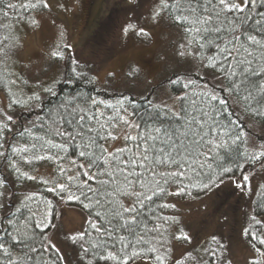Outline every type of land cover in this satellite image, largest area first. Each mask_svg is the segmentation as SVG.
<instances>
[{
	"label": "snow or ice",
	"instance_id": "1",
	"mask_svg": "<svg viewBox=\"0 0 264 264\" xmlns=\"http://www.w3.org/2000/svg\"><path fill=\"white\" fill-rule=\"evenodd\" d=\"M50 7L48 0H0V28L13 29L4 23L13 15L35 25L29 14ZM149 15L175 27L172 57L163 59L174 66L167 84L182 94L171 105H152L146 115L130 112L123 98L112 104L83 94L66 97L46 119L32 122L31 129L42 134L27 127L19 133L27 134L24 147L13 143V109H36L43 99L8 87L17 84L4 76L17 45L7 35L0 40V80L8 87L6 103L0 102V164L7 173L0 175V264H231L216 235L176 257L175 242L191 243V236L165 212L176 208L169 197H190L191 189L209 190L225 179L252 194L247 165L264 169V138L240 130L249 126L240 123L241 116L264 123V0H152ZM129 30L148 35L133 23L123 29ZM56 47L49 55L64 59ZM73 64L76 73L79 62ZM41 91L55 94L50 86ZM121 129L125 147L109 152L106 142L117 139ZM73 148L80 159L68 155ZM43 160L56 165L51 179L21 170V163ZM20 180L35 181L61 202H79L90 210L88 227L66 235L73 260L46 236L37 246L35 231H29L34 226L44 233L54 214L51 200L39 220L25 203L38 189L15 204L5 203V191ZM255 195L259 199L245 214L242 236L253 252L248 264H264V185ZM13 198L10 193L7 200Z\"/></svg>",
	"mask_w": 264,
	"mask_h": 264
},
{
	"label": "rangeland",
	"instance_id": "2",
	"mask_svg": "<svg viewBox=\"0 0 264 264\" xmlns=\"http://www.w3.org/2000/svg\"><path fill=\"white\" fill-rule=\"evenodd\" d=\"M131 1L48 0L50 9L34 15L33 19L37 21L35 25L26 22L15 27L17 48L13 49L16 55L11 59L12 70L22 69L28 64L27 73L30 71L38 79L47 80L59 71L51 62L49 53L57 50L56 46L60 45L58 50L64 58L70 55L73 60L77 58L80 63H85L86 67L89 66V59L93 64L99 62L93 68L97 71L99 81L104 79L107 72L119 74L127 66L133 68V78L122 82L120 86L142 87L144 83L157 81L158 74L164 68L173 66L165 63L163 58L168 56L171 59L172 41L178 39V36L165 22L157 23L150 19L152 0H140L141 4L135 7L127 6L133 3ZM128 23L135 24L137 29L144 28L148 35L142 36L133 30L125 34L123 29ZM61 32L63 36H60ZM65 44L70 47L65 49ZM107 49L109 53L105 55ZM166 96V92L160 95ZM164 101L171 105L174 99L167 97ZM119 145L118 138L110 143L109 148ZM249 177L252 194L241 192L231 180H225L205 196L180 204L185 207L181 211L183 219L192 225L188 234L196 229L204 236L217 234L226 246L225 256L232 264L246 263L253 256L251 246L242 236V228L255 193L260 185H264V169L259 167ZM83 222L84 216L78 208L62 206L54 227L47 234V238L57 243L66 253V260H73L75 256L74 247L69 246L66 235L80 229ZM184 248L175 244L174 255L179 257ZM137 264L143 262L138 261Z\"/></svg>",
	"mask_w": 264,
	"mask_h": 264
},
{
	"label": "trees",
	"instance_id": "3",
	"mask_svg": "<svg viewBox=\"0 0 264 264\" xmlns=\"http://www.w3.org/2000/svg\"><path fill=\"white\" fill-rule=\"evenodd\" d=\"M15 2V0H14ZM132 2V1H131ZM137 4H141L140 0H136V3H131L127 6L135 7ZM129 8V7H128ZM48 9L43 10H36L35 12L29 14V20L33 19L35 14H41L47 12ZM10 15H12L10 13ZM4 23L12 24L14 27L13 29L9 30L6 28H0V40L4 38V36H9V43L15 44V27L20 26L26 22H18L15 16H12L11 20H6ZM167 24V23H166ZM168 28L175 27L167 24ZM176 31V30H175ZM138 39V37H136ZM91 44V40L89 41ZM100 46V45H99ZM109 51H105L106 53ZM109 53V52H108ZM91 55V53L89 54ZM53 65L58 67L59 71L55 75L48 77L47 80H40L35 76L36 74H32L30 71L27 73V67L23 66L22 69H18L16 71L12 70L11 68V60L8 61V70L4 72V76L7 79H16V85H9L14 92L18 90H22L24 94H32L33 92H37L42 96L43 103L36 109H28V108H20L15 107L13 109V114L16 117V125L13 126V131L17 133L16 140L13 143L18 144L20 147H24L25 141L28 140L27 134L23 138L20 137L19 133L25 128L31 129V125L33 121H38L39 119H46L47 115L50 110H54L55 107L66 97L83 94L86 97L96 98L98 100H104L106 102L115 104L119 99L123 98L125 106L128 107V110L131 112L133 110L137 111L140 114L146 115L147 111L151 110L152 105H163L165 103L167 97H172L173 99L177 94H182V90L179 87L173 88V86L167 84V78L172 75L173 67L164 68L162 73H159L157 76V81L144 83L142 87H137L135 85H130L132 88H126L125 85L120 86V84L124 81H129L133 78V68L127 66L123 71L120 73L114 74L113 72H107L104 76V79L101 81L98 80L96 75V70L93 68L97 67L99 62H95L89 59L88 67L85 66V63H80L77 58L76 61L79 62V66L76 68V73H73V59L70 55H66L65 58L62 59H55L50 58ZM55 62V64H54ZM87 63V62H86ZM98 69V68H97ZM177 71H183V67H177ZM96 71V72H95ZM10 73H15L14 76H10ZM82 74V75H80ZM77 76L79 78H77ZM138 77L142 78L140 74ZM26 81V83H25ZM7 80H0V102L5 101V95L8 91V87H5ZM117 83V84H116ZM127 85V84H126ZM45 86H50L54 89L55 94L50 95L48 93L42 92L41 89ZM166 92V97H160L161 93ZM240 123L243 125L247 123L249 126L247 128H241V131H246L254 137H261L264 138V123L261 122H253L252 119L249 117L246 118L241 116ZM32 131L39 133L37 129H31ZM134 134V133H133ZM8 135H11L10 133ZM120 139V145L118 147L109 148L110 143L115 142L117 139ZM117 139L109 140L106 142L105 147H107L109 152H114L116 149L125 147V141L123 139V129H121L120 134ZM78 150L73 148L69 151L68 155L72 156L76 159H80L77 155ZM231 167L235 168L234 164H231L230 161H227ZM67 164V162H65ZM56 165L52 161L43 160L39 162H34L31 165L21 163V170L27 171L30 174L37 175L41 178L51 179V174L53 173V169ZM38 169L37 172H33V169ZM259 167L254 165H247V171L245 174L251 175L254 171H256ZM0 175H7L5 173L4 167L0 164ZM237 176L240 175L239 172L236 173ZM10 180H15L14 177H9ZM228 180V179H225ZM215 188V187H214ZM214 188L205 191H198L196 189H191L192 196L190 197H169V203H175L176 208L174 210H167L165 212L166 215L175 216L180 221V225H182L186 232L190 231L191 223L190 221L183 219L181 211L185 208L184 206L180 205L185 203L189 199H198L200 197L205 196L209 192H211ZM38 189L36 192L35 198L31 201H25L27 206L31 208L33 211H36L37 217L36 219L39 220L41 218V214L45 212L47 207V201L51 200L53 202L54 214L51 217V224L50 227L45 230L44 233H40L39 230H35L30 228L29 231H35L36 233V242L37 246H39V242L42 236H46L49 231L54 227L55 221L59 215L60 209L62 206H74L78 208L84 216V222L82 227L78 229L76 232L71 233L75 234L82 231L84 228L88 227V220L90 219V210L83 207L82 203L79 202H69L64 203L61 202L59 197L55 196L53 193L45 191L43 186H38L35 181H27V180H20L15 182L14 186H9L5 191V203L8 205L15 204L17 201L22 200L25 196L32 194L33 190ZM10 193H14L13 200H7V197ZM259 199L257 195H255L252 199L254 200ZM130 201L125 200V203H129ZM251 202V203H252ZM87 203V201H85ZM182 206V207H181ZM180 225H176L174 227H179ZM201 233L198 229L193 230V233L190 234L191 236V243L187 242H175L176 245H182L184 251L191 250L193 247L200 248L201 246H205L208 241H210L213 235H206ZM189 235V234H188ZM202 235V237H201ZM201 237V238H200ZM218 237V236H217ZM219 238V237H218ZM86 239H91L86 237ZM245 239V238H244ZM246 240V239H245ZM247 243L250 245L248 240ZM179 249H177L178 251ZM176 249H174V254ZM48 254H45V258H47ZM53 259H55V253H50ZM226 257V256H225ZM229 260L228 257H226ZM230 261V260H229ZM231 262V261H230ZM232 264V263H231ZM248 264V261L246 263Z\"/></svg>",
	"mask_w": 264,
	"mask_h": 264
}]
</instances>
